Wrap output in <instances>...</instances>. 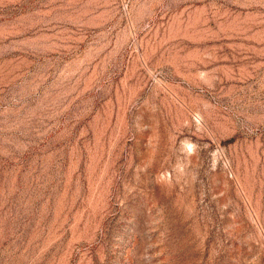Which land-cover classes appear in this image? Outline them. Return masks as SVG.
Segmentation results:
<instances>
[{
  "label": "rangeland",
  "instance_id": "obj_1",
  "mask_svg": "<svg viewBox=\"0 0 264 264\" xmlns=\"http://www.w3.org/2000/svg\"><path fill=\"white\" fill-rule=\"evenodd\" d=\"M0 264H264V0H0Z\"/></svg>",
  "mask_w": 264,
  "mask_h": 264
}]
</instances>
